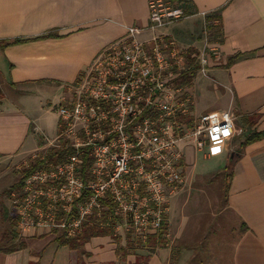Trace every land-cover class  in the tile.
Listing matches in <instances>:
<instances>
[{
  "label": "crops",
  "instance_id": "crops-1",
  "mask_svg": "<svg viewBox=\"0 0 264 264\" xmlns=\"http://www.w3.org/2000/svg\"><path fill=\"white\" fill-rule=\"evenodd\" d=\"M174 1L184 7L188 16L179 31L190 35L189 42L182 43L174 25L159 34L171 36L185 52L200 48L199 24L208 16L219 17L214 22L220 27L214 43L217 56L208 77L214 84L203 85L209 99L203 108L194 101V111L196 115L231 112L236 119V135L226 142L208 144L204 150L183 146L185 182L171 202L188 189L189 170V177L192 172L197 175L193 182L196 184L200 181L206 186L220 179L224 192L214 217L217 222L201 233L197 222L185 216L170 218L168 213L164 247L155 251L134 249L119 256V246L126 245V238L120 235L94 238L83 250L71 251L59 245L51 232L21 234L16 225L12 226V218H7L9 223L4 220L6 223L0 227L5 228L0 241L4 243L0 247V264H264V136L241 147L246 132L264 134V0ZM148 3L149 0H0V40L25 41L0 50V87L4 93L0 103V169L21 165L41 148L42 140L50 139L38 124L37 111L42 103L38 98L42 92L60 90L64 94L100 52L126 36L129 28H147ZM50 33L56 36L42 38ZM151 37L145 31L139 40L145 42ZM235 56V63L227 66ZM190 92L194 98L192 88ZM244 118H250L248 126ZM28 143L38 148H28ZM198 158L211 163L200 174H213H195L200 171ZM230 173L233 177L226 188V175ZM12 181L7 191L15 184ZM2 200L1 219L9 217ZM186 205L180 207L181 215ZM10 230L17 237L5 243ZM227 235L232 245L230 255L224 256L219 250L226 248L223 242H227ZM21 243L24 248L4 252L10 245Z\"/></svg>",
  "mask_w": 264,
  "mask_h": 264
},
{
  "label": "built area",
  "instance_id": "built-area-1",
  "mask_svg": "<svg viewBox=\"0 0 264 264\" xmlns=\"http://www.w3.org/2000/svg\"><path fill=\"white\" fill-rule=\"evenodd\" d=\"M148 6V27L129 28L67 86L56 107V137L42 140L19 165L30 169L50 148L74 150L66 162L34 170L10 193L21 234L73 239L85 223L103 228L110 201L114 236L145 246L167 225L171 199L184 185L183 146L204 150L236 135L231 112L196 115L192 86L175 85L191 69L190 51L159 32L188 19L184 7L174 0H149ZM145 31L152 37L142 42ZM210 50L191 55L207 78L217 56Z\"/></svg>",
  "mask_w": 264,
  "mask_h": 264
},
{
  "label": "rangeland",
  "instance_id": "rangeland-1",
  "mask_svg": "<svg viewBox=\"0 0 264 264\" xmlns=\"http://www.w3.org/2000/svg\"><path fill=\"white\" fill-rule=\"evenodd\" d=\"M186 20H182L179 23L175 24L173 30L178 31V35L180 39H182V43H186L189 40L190 35L185 32L183 33V30L179 31V28H183L185 25ZM206 24V25H205ZM214 25V23H213ZM179 26V27H177ZM206 26H208V23H201L199 24L200 30H197V34H199L200 39V51H203L205 49V52L207 54L212 53L211 47H214V43L216 39L218 38V34H213L208 28L206 29ZM189 42V41H188ZM210 73V72H208ZM207 83L214 84L209 78L203 76L201 73L197 75L196 79L194 80L192 84V89L194 90V101L197 103L198 106H202V108L207 104V101L209 99V95L207 92H204L203 85H208ZM42 96H39V100H42L41 105H39L40 110L37 111V117H38V124L41 126L42 131L44 132L47 137H49V140H53L57 135V126L59 122V116L57 115L56 110L53 111V106H57L61 100L63 92L60 90L52 91L51 93H47V91L42 92ZM36 104H40L36 102ZM28 148H38L37 145L34 143H28ZM197 168H200V171L195 174H198V176H204L207 174H213V172H207L205 174H200L202 171H206L207 167L211 164L210 162H205L202 159L198 158L197 160ZM18 172H22L20 170V167L18 166V163L10 165L9 169L8 167L6 169L1 168L0 169V198H2L3 203L5 205V208L7 209L6 214H8L9 217H6L4 215L3 219H1L0 216V227H2L1 224L4 225V223L8 224L7 218L13 217V210L11 203L8 199L9 194L5 193L4 191L14 183L12 180H15V183L20 178ZM190 170L188 171V189H186L178 198H174L170 204V212L169 217L173 218L176 215L178 217L185 216L188 220H191L192 222L195 221L198 224H200L201 233H203V230L208 225L215 224L217 221L214 219L215 214L217 212V207L219 206L218 203H221L223 200V192H224V182L220 179L213 180L212 183L209 181L210 184L202 185L200 181L199 183H193L195 182V179L197 175H193V172L191 173V176L189 177ZM11 180V181H10ZM199 180V179H198ZM10 181V183H9ZM4 192V193H3ZM180 198V199H179ZM186 205V209L181 215V208L182 205ZM178 206V211H176V207ZM3 220V222H1ZM6 222H5V221ZM194 223V222H193ZM5 224V225H6ZM7 226V225H6ZM190 227H193L192 225ZM198 227V226H197ZM217 232L219 233V229L214 227ZM3 229L5 230L4 226ZM3 229H0V241L2 237V231ZM15 231H11L5 235L4 242L7 243L9 239H12L15 241V238L17 234L14 233ZM15 234V235H14ZM223 235H225V231L223 232ZM227 239V242H223V245H226L225 249L221 248L219 252L223 254L224 256H229L231 251V236L227 235L225 236ZM4 243L0 242V247H3ZM53 248V247H52Z\"/></svg>",
  "mask_w": 264,
  "mask_h": 264
},
{
  "label": "trees",
  "instance_id": "trees-1",
  "mask_svg": "<svg viewBox=\"0 0 264 264\" xmlns=\"http://www.w3.org/2000/svg\"><path fill=\"white\" fill-rule=\"evenodd\" d=\"M219 20L218 16H208L206 18V21L208 23V29L213 33V34H218L220 27L213 25V23ZM56 35L50 33L42 38H47V37H54ZM25 42L24 40H20V39H16V40H0V50H4L7 47L10 46H14V45H18L20 43ZM198 51L195 49H191L189 54L187 55L189 60H190V64H191V69L182 76V78L180 80H176L175 81V85L179 86V87H183V88H189L192 86L196 76L198 75V72L200 70V66L198 65L197 61L194 59H191V55L194 53H197ZM237 59V56L232 57L227 66H232L233 63H235ZM214 59L212 60L211 63V68H213L214 66ZM4 99V93L0 87V103L1 101ZM243 122L245 123V125L248 126V124L250 123V118H244ZM264 136V134H256L254 132L248 131L246 132L245 136H244V140L241 144V147L243 148L244 146L257 141L259 139H261ZM74 154V150L73 149H53L50 148L47 150V152L45 153V160L40 162L37 161L35 162L32 167L28 170H22V172H18L20 178L18 179V181L7 191L8 194H10L12 191L18 190L21 188L23 181L25 178H27L34 170L36 169H43L46 166H49L50 164H59V163H64L66 162L68 156ZM87 162H90V159L87 158L86 159ZM233 177V174H227L226 175V181L227 182V187L230 185L231 179ZM227 192V191H226ZM108 205V211L105 212L103 214V222L105 223V226L103 228H100L98 225L96 224H89V223H85L83 226V231L81 234L77 235L75 238L73 239H67L65 237V233L64 234H58V236H56L57 238L55 239V241L61 245V246H65L68 247L71 251H81L83 250V248L85 247V245L87 243H89L92 239L94 238H98V237H113L114 236V225L115 223H111V224H107V220L108 217L110 215V213L113 211L114 205L112 203H110V201L106 202ZM11 224L12 226L16 225V221L15 219H11ZM168 234V228L166 225L163 226L162 231H160V233L158 235L152 236L150 237L148 243L143 246L141 244H139V242H135L132 241L130 239V236H128L126 238V245L125 247H120L118 248V254L119 256L121 255H128V252L130 250H134V249H151L153 251H155V249L157 247H164V245L166 244V238L165 235ZM10 241V240H9ZM115 242L119 243L120 239L116 238ZM24 248V244H16V245H10L9 249L5 250V253H13L17 250H20Z\"/></svg>",
  "mask_w": 264,
  "mask_h": 264
},
{
  "label": "snow or ice",
  "instance_id": "snow-or-ice-1",
  "mask_svg": "<svg viewBox=\"0 0 264 264\" xmlns=\"http://www.w3.org/2000/svg\"><path fill=\"white\" fill-rule=\"evenodd\" d=\"M217 151H218V149H217Z\"/></svg>",
  "mask_w": 264,
  "mask_h": 264
}]
</instances>
